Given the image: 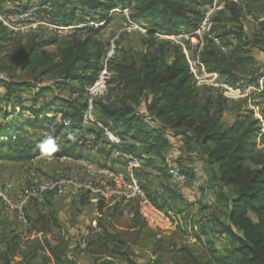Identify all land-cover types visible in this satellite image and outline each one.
<instances>
[{
  "label": "trees",
  "instance_id": "1",
  "mask_svg": "<svg viewBox=\"0 0 264 264\" xmlns=\"http://www.w3.org/2000/svg\"><path fill=\"white\" fill-rule=\"evenodd\" d=\"M208 2L211 0H0V12L3 14H19L33 7L40 19L56 21L54 24L62 26L80 21L77 9L91 11L95 15L91 21L106 22L110 10L118 7L127 9L132 19L144 20L148 25L141 38L140 51L129 49L120 55V50L119 55L111 60V96L107 101L96 99L90 102L93 122L87 117L84 120V111L89 104L84 94L102 69L105 44L97 36L99 27L82 23V26L63 35L66 39L56 48L46 50L56 42L57 34V37L46 38H38L34 34L22 43L21 39L7 34V28L0 22V56L5 42L11 44L10 51L2 55L8 60L7 69L28 71L33 80L44 77L53 80L50 84L34 86L31 80L0 78L3 89L0 113L3 117L15 113L13 109L6 110L7 104L26 107L22 110L28 113L27 116L17 114L9 121L0 122V160H32L40 151L55 145L56 137L63 139L67 146L59 150L47 148L46 154L56 159H76L82 157L80 151L87 148L84 135L91 134L92 144L101 143V150L109 147L105 154H109L111 148L142 157V166L160 176L161 192L150 189L146 184L140 186L155 208L169 211V200H183V194L169 181L171 164L165 158V152L173 145L171 140L177 139L182 152L203 164L205 191L214 197L216 205L212 207H218L215 211L212 208L205 223L193 232L195 239L206 248L207 262L203 264H264V150L257 148V139L264 143V120L253 116L252 110L238 107L235 117L224 123L228 100L217 91H201L205 88L197 85L184 48L157 36L195 31ZM5 3L12 6L4 7ZM227 11L230 16L221 21L220 15L224 16ZM241 17L242 8L233 2L214 13L197 57L207 72L216 73L223 82L229 85L242 82L249 86L264 76V65L251 72L246 70L248 65H255L250 48L256 42L249 40L244 33ZM216 21L224 32L212 31ZM183 43L186 49L192 48L188 39ZM69 83L70 93L62 96L60 89ZM30 87L36 89L28 105L23 106L20 92ZM47 92L52 93L50 98L44 97ZM256 96L264 104V89ZM243 101L246 102V98ZM50 112L60 114L62 121L50 126L52 140L32 139L18 133L23 127H46L51 121L47 116ZM262 115L264 119V110ZM86 120L90 124L83 128ZM105 128L120 140L118 146L103 135ZM194 171H184L187 180L195 178ZM198 175L201 176L200 173ZM104 204L107 203L102 199L97 201L99 212ZM202 207L206 210L211 205ZM26 219L27 223L31 222L27 213ZM33 223L39 224L41 229L48 224H58L56 218L42 213H38ZM214 235L223 240L221 250L215 246ZM9 239L1 264H8L18 248V236L13 235ZM100 239L104 250L116 255L123 264H157L136 260L134 252L118 234L105 231V237ZM46 245L55 264H72L64 263L56 248ZM182 249L189 250L186 247ZM95 264L112 262L101 259Z\"/></svg>",
  "mask_w": 264,
  "mask_h": 264
},
{
  "label": "rangeland",
  "instance_id": "2",
  "mask_svg": "<svg viewBox=\"0 0 264 264\" xmlns=\"http://www.w3.org/2000/svg\"><path fill=\"white\" fill-rule=\"evenodd\" d=\"M231 2L242 8L241 21L244 33L248 36L249 40L256 42H253L255 45L252 49L250 48V53L252 54L250 55L253 56L252 58L255 62L253 63L255 65H248L249 67L246 69L251 72V70L253 71V69L258 66L264 65V0H214L211 16ZM207 4H209V2ZM207 4L205 5V11L209 9H206ZM11 6V3L4 4V7ZM32 8L33 7H31V9ZM33 12L35 13V9ZM16 14L17 13L3 14L0 12V22L5 21L10 25L8 27L2 22L7 28V34L9 33L10 36L16 39H21L22 43L26 42L27 39L34 34H36L38 38L56 36L57 34L58 37L56 36V42L47 46L46 50L56 48L59 43H62V41L66 39L62 37L63 35L70 33L75 27L82 26V23H85L84 25L87 24L99 27L97 36L103 40L105 44V54L101 61L102 69L97 79L86 87V93L84 94L85 99L88 100L89 103V115L87 118L94 122L95 120L91 114L92 108L90 102L96 99L98 101H107L111 96V93H109V86L111 85H109V78L110 74H112L109 70L111 60L116 55H119L120 50V55H122L123 51L126 52L129 49L140 51L142 49L141 38L146 32L148 25H146L144 20L132 19L127 9L120 7L110 10V15L106 22L91 21L92 17L95 18V15H93L91 11L86 8L77 9V16L80 21H75V24L70 26L54 24L56 21L47 22L45 19H40L36 13L34 14V20L39 23L34 22L32 25V22L29 20L16 25L8 20L9 17L19 16L20 13ZM229 16L230 13H228V11L224 16L220 15L221 21H225V18L227 19ZM210 24L212 23L210 22ZM220 26L221 25L216 21L212 31L214 33L215 31L222 32L223 29ZM140 28L144 29V31L140 30ZM261 28L263 31H261ZM208 32L209 28L201 35V38H195L194 36L190 38L184 37L187 33L183 31L177 34L181 36L179 38H159L168 39L184 48V54L188 59L189 68L197 81V85L205 88L201 89V91H212V93L217 91L228 100V107L223 115L224 123H229L235 117L238 107H240L241 110H252L253 116H257L263 121L262 110H264V104L261 103L262 101L256 94L257 92H262L264 89V76L259 78L258 82L254 85L246 86L242 82L229 85L223 82L216 73L207 72L198 60L197 54L205 42L207 38L205 35H207ZM187 39L190 44H192V48L189 50L185 48L183 43V40ZM10 49L11 44L8 41L5 42L1 54L8 53ZM222 49L224 50V47ZM2 55L0 56V78L9 77L16 81L31 80L34 86H41V84H50L53 82L51 77L33 80L29 72L25 70H8L6 67L8 60L3 58ZM250 63L253 64L252 61ZM35 89V87H30L20 92V99L24 101L23 106L28 105L27 102L32 97ZM70 89L69 83L60 89L61 95H68ZM1 94H3V89L0 86V95ZM51 95V92H47L44 97L50 98ZM244 98H246V102L243 101ZM1 105H3V103ZM7 105L5 106L6 110L13 109L15 113L6 117H3V113H0V122L5 120L9 121L11 118L17 116V114L23 116L28 115L26 111L22 110V108L26 107H19L16 105L10 107ZM47 116L51 121L47 122L46 127L37 129L23 127L18 130V133L32 139L51 136L52 132L50 131V126L52 123H60L62 121L58 113L50 112ZM89 124L88 121L83 122V128L87 127ZM97 125L99 126V124ZM103 133V135L112 141L115 146L121 143L109 129L105 128ZM83 138L88 147L96 148V152L92 151V149L84 148L80 151L82 157L76 159L70 157H60L58 159L51 158L46 154L47 148L59 150L61 147L67 146L63 139L57 137L55 145L48 146L45 151H40L38 155L32 159V162L31 160H26L23 161V165H10V163H2V161L7 160H0V187L9 189V197L12 186L8 183L17 182L18 179H15L17 175L26 174L22 179V188L14 192L12 191L13 194H17L13 197L15 204H20V206L11 205L0 207V209L5 208L8 210L10 214L17 217L21 222V224L16 225L9 223V217L7 215L10 214L2 213L0 210V264L3 262L2 257H4L3 254L7 248L6 241L8 240L7 242H9V238H12L13 235H17L19 238L17 240L18 248L15 250L8 264H55L54 257L49 252L46 243L56 248L64 263L95 264L96 262L99 263L101 259H104L105 261L112 262V264H123L116 255H113V253L109 251H105L100 244L102 241L100 238L102 236L105 237V231L111 234H118L120 238L124 240L125 245L130 247L134 252L135 258L139 262H156L157 264L206 263V248L202 246L201 241L195 239L193 232L205 223L207 213H209L212 208L213 211L218 210V207H212V205H216L214 197L210 192L205 191L206 176L201 169L203 167L201 161L182 152L179 147L181 143L175 139L173 146L165 152V158L169 165L171 164L168 170L170 176L169 181L183 194V200L180 202L178 200H169L167 202L170 206L169 211L164 209L161 211L149 202L144 190L140 186V184H146L150 189H156L158 192H161L159 187L160 176L156 171L142 166V157L118 153L117 150H112L111 148L110 153L105 154L106 150L109 149L108 146L103 147L101 150L100 148L103 146L101 143L96 145L92 144L91 134H86ZM257 148L264 150V143H261V139H257ZM77 160H79V162H88L89 165H93L96 170L95 176L91 175L90 168L80 167ZM177 160H180V162L177 163ZM110 164L112 169L115 170V175L120 173L126 184L125 186L122 184V186L118 187L113 183L108 186V192L106 193L104 186L94 184V181L90 179H105L104 171L110 170ZM172 166H175L177 176H182L185 183L178 184L175 181H171ZM183 170H195L196 173L193 172L195 178L187 180V175L184 174ZM57 171L63 173L64 176H73L71 177V184H86V182H90L91 184H86V188L82 187L76 192L62 194L60 190L56 189V182H50V178H54L52 175L56 174ZM199 173L201 176L197 175ZM35 177V185H29L30 182H33V178ZM47 186L48 192L46 193ZM130 186L137 190L139 196H129L131 194ZM28 192L35 193L28 195ZM86 192H88V194ZM84 193H86V196L83 195ZM140 194L143 196H140ZM42 195L43 199L41 201ZM55 195H61V197L56 199L57 197H55ZM66 196L69 197L63 198ZM128 197L129 202L127 204L117 202V198ZM99 199L107 203L103 205L100 212L97 207V201ZM142 201L147 203L149 209L153 213L159 214L158 217H156L155 214H147V211H139L138 204H142ZM204 204L208 206L211 205V207L202 210ZM2 205V196L0 194V206ZM25 205H28V215L31 220V222L29 221L28 223ZM20 211H22V215L24 216L22 220ZM38 213H42L45 216H53L56 218L58 224H48L45 229H41L39 224L36 223L34 225L33 223V219L37 217ZM202 238H204V236ZM107 239H110L109 236H107ZM214 242L215 246L221 250L223 240L215 236ZM109 246H111V248L113 247L112 244ZM184 247L189 250L182 251Z\"/></svg>",
  "mask_w": 264,
  "mask_h": 264
},
{
  "label": "built area",
  "instance_id": "3",
  "mask_svg": "<svg viewBox=\"0 0 264 264\" xmlns=\"http://www.w3.org/2000/svg\"><path fill=\"white\" fill-rule=\"evenodd\" d=\"M35 13L33 12H27L21 16L18 17H9V21L12 22L13 24L19 25L20 23L24 21H29V20H34L35 18ZM207 23H208V15H207ZM206 26V25H204ZM62 30V29H61ZM201 30V29H200ZM158 37H181L180 35H157ZM191 36H194L196 38V33L195 35H189L188 37L190 38ZM210 37V36H209ZM211 38V37H210ZM212 39V38H211ZM225 50V49H224ZM249 90V89H248ZM251 93V92H250ZM85 115H89V104L84 111V120H85ZM57 138V137H56ZM55 138V139H56ZM87 149H92V151L96 152V148L94 147H88ZM78 165L82 168H90V173L92 176H95V169L93 165H89L88 162H79L77 160ZM68 162V161H66ZM71 162V161H69ZM65 163V161H64ZM131 163V162H130ZM105 172V179H90L91 181H94V184H99L105 187L106 193L108 192V186L112 185L113 183H121L119 180V175H115V170L112 169V166L110 164V170L109 171H104ZM52 177L50 178V182H56V189L60 190L62 194H70L73 192H76L78 189L84 187L86 188V184H91L90 182H86V184H71V177L73 176H64L63 173L57 171L56 174H53ZM35 178H33V182H30L29 185H35ZM171 181H175L178 184H183L185 183V180L183 177H177V172L175 170V166H172V175H171ZM125 186V183H124ZM131 187V194L129 196H139V193H137V190ZM8 188L6 187H0V194L2 196V206L0 207H6V206H11V205H19L20 204H15V200H11L10 197L8 196ZM28 190V187H27ZM48 192V186L46 187V193ZM31 193L35 192H28V195ZM17 195V194H16ZM43 199V195L41 196V201ZM117 201H121L122 203L127 204L129 202V197L128 198H117ZM138 209L139 211H147V214H155L156 217H158L159 214L153 213L150 209L149 206L145 201H142V204H138ZM20 217L21 220L24 218L22 215V211H20Z\"/></svg>",
  "mask_w": 264,
  "mask_h": 264
},
{
  "label": "bare ground",
  "instance_id": "4",
  "mask_svg": "<svg viewBox=\"0 0 264 264\" xmlns=\"http://www.w3.org/2000/svg\"><path fill=\"white\" fill-rule=\"evenodd\" d=\"M213 1L214 0H211V2L209 3V4H207V7H206V9L207 8H209L208 10H206V11H204V17H203V19H202V21H201V23H200V25H199V27L195 30V31H193V32H191V33H188V34H185L184 35V37H188L189 35H195V33H196V37H199V38H201V35L209 28V26H210V22H211V10H212V6H213ZM34 11V9L32 8H29L28 10H26V11H24V12H22V13H20L19 14V16H21V15H23V14H25V13H27V12H33ZM34 13V12H33ZM17 15V14H16ZM207 15H208V23H207ZM16 17H18V16H16ZM7 20V19H6ZM9 20V19H8ZM3 22V21H2ZM30 22H32V25L34 24V22H36V23H39L38 21H36V20H30ZM4 24H6L8 27L10 26V25H8L5 21L3 22ZM26 24V23H25ZM23 25V24H22ZM204 25H206V26H204ZM201 29V30H200ZM61 30V29H60ZM140 30H142V31H144V29H142V28H140ZM59 31V30H58ZM92 105V104H91ZM92 114V113H91ZM85 117H88V115H85ZM87 121V120H86ZM52 136V135H51ZM51 136H48L47 137V139H52V137ZM119 153V152H118ZM117 175H119V180H120V182L121 183H115L118 187H120V186H122V184H124L125 183V181L123 180V177H122V175L120 174V173H118ZM177 177H182V176H177ZM129 180V179H128ZM126 184V183H125ZM128 185V184H127ZM134 186V185H133ZM116 188V187H115ZM115 190V189H114ZM126 190V189H125ZM139 190V189H138ZM130 191V190H129ZM124 192V191H123ZM141 193V192H140ZM143 193V192H142ZM140 196H143L142 194H140ZM24 222V221H23Z\"/></svg>",
  "mask_w": 264,
  "mask_h": 264
},
{
  "label": "crops",
  "instance_id": "5",
  "mask_svg": "<svg viewBox=\"0 0 264 264\" xmlns=\"http://www.w3.org/2000/svg\"><path fill=\"white\" fill-rule=\"evenodd\" d=\"M174 141L175 140H171V144H174ZM180 142V141H179ZM180 145V144H179ZM173 146V145H172ZM180 147V146H179ZM178 150V149H177ZM179 151V150H178ZM49 157H51V156H49ZM51 158H54V157H51ZM31 162H32V160H31ZM69 162V161H68ZM1 163V162H0ZM2 163H10V165H14V164H21V165H23V161H19V162H7V161H2ZM32 168H34V167H32ZM195 172V171H194ZM27 173V172H26ZM196 173V172H195ZM19 174V173H18ZM25 173L24 174H20V175H17L16 176V180H17V182H12V183H8V184H10L11 186H12V190H11V194H10V199L11 200H14V195H16V194H13V192L14 191H17L18 189H20V188H22V179H23V176L25 177ZM198 175V174H197ZM174 186V185H173ZM175 187V186H174ZM176 188V187H175ZM13 191V192H12ZM179 192H180V190H179ZM55 197H57L56 199H58V198H60L61 197V195H55ZM69 196H66V197H63V198H68ZM26 207H25V211H26V213L28 214V208H27V206L28 205H25ZM1 211H2V213H7V214H10L9 212H8V210H6L5 208L4 209H0ZM7 214H4V215H7ZM8 217H9V223H12L13 225H16V224H21V222L18 220V218L17 217H15V216H13L12 214H10V215H7ZM23 225V224H22Z\"/></svg>",
  "mask_w": 264,
  "mask_h": 264
}]
</instances>
